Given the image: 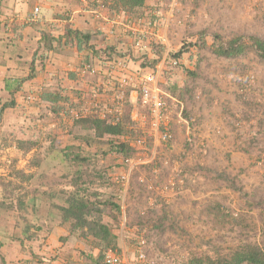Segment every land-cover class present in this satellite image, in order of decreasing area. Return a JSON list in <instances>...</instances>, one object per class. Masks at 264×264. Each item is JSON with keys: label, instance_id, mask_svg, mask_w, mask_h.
<instances>
[{"label": "rangeland", "instance_id": "374dc122", "mask_svg": "<svg viewBox=\"0 0 264 264\" xmlns=\"http://www.w3.org/2000/svg\"><path fill=\"white\" fill-rule=\"evenodd\" d=\"M193 1L195 9L188 13L197 18H185L186 33L173 45L171 55L184 45L191 47L177 65L167 55L160 67L159 85L167 95L172 140L151 138L138 81L139 104L133 116L123 118L127 134L117 139L133 145L129 160L111 150L105 140L87 145L85 152L107 154L104 167L98 169L103 177L92 176L91 186L102 201L120 210L124 201L127 208L128 225L123 232L121 213L118 216L108 208L104 215L117 238V250L109 253H116L125 264H194L226 257L248 244L264 249V185L251 191L252 178L260 175L264 184V61L251 48L235 59L218 58L210 49L212 34L226 41L240 35L264 38V0H215L222 6L207 26L199 17L200 0ZM204 31L207 48L195 47ZM147 59L153 62L157 57ZM157 65L149 69L155 71ZM206 127L208 137L202 133ZM140 139L144 144L136 145ZM132 166L123 200L124 187L118 179ZM48 182L52 189L63 187L59 177H49ZM7 185L3 203L12 212L16 203ZM61 197L50 199L52 208L63 204ZM30 213L22 215L34 220ZM10 221H15L14 214L0 216V224ZM37 234L32 241L35 255L42 246L36 242ZM78 241L82 242L79 257L91 264L87 255L96 257L98 249L91 239ZM19 250L21 257L30 259ZM140 252H144L143 260ZM36 256L31 263H20H45V256Z\"/></svg>", "mask_w": 264, "mask_h": 264}, {"label": "crops", "instance_id": "0c3cea01", "mask_svg": "<svg viewBox=\"0 0 264 264\" xmlns=\"http://www.w3.org/2000/svg\"><path fill=\"white\" fill-rule=\"evenodd\" d=\"M174 1L146 0L144 7L128 13L114 0H0V177L21 185L23 190L16 192L34 200L38 214L32 218L40 226L36 242L42 245L36 255L45 256L44 264H85L78 251L82 242L71 236L69 223L61 222L60 212L42 193L46 188L15 180L11 169L37 174L34 159L42 157L50 137L57 148L78 146L88 152L71 133L77 115L103 119L117 110L122 119L134 115L139 104L135 83L153 72L143 67L145 59L155 57V47L162 46L160 71L167 52L186 33L185 18H197L188 13L195 9L193 0H176L171 18ZM221 6L200 0L199 17L206 26ZM138 19L157 20V29L137 24ZM68 31L88 36L87 45L78 47L76 40L67 39ZM124 80L127 86L121 85ZM11 102L13 106L5 107ZM208 132L206 127L202 133L208 137ZM22 144L26 148H19ZM262 181L260 175L252 178L251 191L263 186ZM15 224H0L2 264L26 261L12 238ZM52 256L53 262L48 260Z\"/></svg>", "mask_w": 264, "mask_h": 264}, {"label": "trees", "instance_id": "16d2710c", "mask_svg": "<svg viewBox=\"0 0 264 264\" xmlns=\"http://www.w3.org/2000/svg\"><path fill=\"white\" fill-rule=\"evenodd\" d=\"M114 1L124 11L132 13L136 9L144 7L146 0ZM207 34L205 31L199 33V38L194 46L207 48L205 42ZM211 36L212 44L210 49L218 58L235 59L243 56L246 50L251 48L259 59L264 61V38L261 36L240 35L228 41L217 34H212ZM44 39L46 40V47L51 49V45L47 42L49 38L44 36ZM67 39L76 40L78 47L88 43V36L72 31H68ZM190 47L191 45L188 47L184 45L177 53L172 55L170 53L169 56H171L173 61L177 62L188 52ZM164 51L162 46L155 47L154 52L157 59L153 62L145 59L143 67L155 69ZM192 76L196 75L192 74ZM13 105L14 103L11 102L5 107ZM127 130L126 122L117 115H109L103 119L76 116L73 119L71 133L74 134L77 141L88 146L97 141L105 140L110 144L111 150H115L128 161L131 154L135 151L133 145L126 142H117V139L127 134ZM30 146L29 144L28 148ZM19 148L24 149L26 147L22 144V146L19 145ZM40 155L42 157L34 159L35 165L39 168L37 174L26 175L24 172L12 167L10 177L15 178L19 182L28 181L35 183L33 185H40V187L46 188L42 193L51 200H54L57 196H62L64 198L63 204L56 208L60 212L61 222L70 224L71 236L86 241L91 239L95 244L94 247L98 249V255L96 257L87 255L91 264H108L106 257L109 252L117 250V238L109 223L104 221V215L108 208H112L113 212L118 216L121 210L118 205L102 201L100 193L92 188V180L90 181L92 176H97L100 179L103 177L102 172L98 169L104 167L107 154L103 151L96 154H87L78 146H68L60 149L57 148L55 139L50 137L49 144ZM55 176L61 180L62 189L50 188L49 177ZM7 184L12 187L11 195L16 203V207L13 204L11 206L10 210L12 212L6 210L3 203L4 198H7L5 193L8 188ZM0 187L4 189L3 193L0 191V211L1 213L14 214L16 224L12 238L19 242L24 257L30 258L26 262L31 263L33 259H38L33 251L32 241L34 240V232L39 231L40 226L38 225V220H29L22 213L28 215L30 210H32V214L36 215L37 209L34 200L28 201L26 193L16 192L23 190V187L19 184L14 186L6 178L0 177ZM53 208L55 207L53 206ZM194 264H264V249L258 245L248 244L232 251L226 257L207 259L205 262L197 261Z\"/></svg>", "mask_w": 264, "mask_h": 264}, {"label": "built area", "instance_id": "2783aa9c", "mask_svg": "<svg viewBox=\"0 0 264 264\" xmlns=\"http://www.w3.org/2000/svg\"><path fill=\"white\" fill-rule=\"evenodd\" d=\"M177 6V1L171 3L169 7V15L171 18H174L175 9ZM38 9L35 10V13H38ZM35 19V16L32 17ZM137 24H143L150 29H157V20H148L144 21L143 19H138ZM138 48H142L141 42L138 41L136 43ZM171 52H167L169 55ZM174 65H177V62L173 61ZM90 70V69H89ZM92 71V70H91ZM93 72V71H92ZM159 76L160 71L157 68L152 73L146 74L139 79L140 85V105L145 109L147 115L144 116L145 119H149L151 138L155 139V142L158 141L157 138H160L163 142L168 143L172 140V129L170 128L169 123V111L168 104L166 99V94L161 89L159 85ZM127 80L121 82V85L127 86ZM123 91H121L122 94ZM119 111H115V115L119 116ZM80 116V115H77ZM82 116V115H81ZM84 117V116H82ZM144 144V141L141 139L136 142V145ZM135 166V165H134ZM133 166L122 176L119 177L118 181L124 187L123 200L125 199V192H127V188L129 186L130 177L132 174ZM121 221H120V231L123 232L128 225V217H127V208L123 201L121 205ZM140 245H145V241H141ZM140 260L145 258L144 252H140L139 255ZM106 262L108 264H125L124 260L121 259L116 253H109L106 257Z\"/></svg>", "mask_w": 264, "mask_h": 264}]
</instances>
